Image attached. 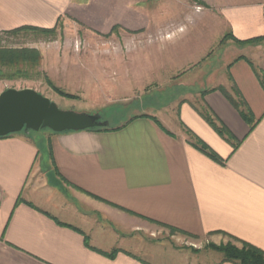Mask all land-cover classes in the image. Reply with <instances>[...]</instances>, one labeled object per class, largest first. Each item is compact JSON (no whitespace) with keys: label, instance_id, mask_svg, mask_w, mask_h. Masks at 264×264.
<instances>
[{"label":"crops","instance_id":"crops-1","mask_svg":"<svg viewBox=\"0 0 264 264\" xmlns=\"http://www.w3.org/2000/svg\"><path fill=\"white\" fill-rule=\"evenodd\" d=\"M145 1L0 0V36L52 30L64 17L107 32L130 25L131 10ZM216 1L231 41L264 36V0H202ZM227 47L221 69L254 126L215 88L201 101L228 141L189 100L174 116L158 108L107 131L0 138V264H202L192 249L146 240L158 224L196 238L225 233L264 252V89L255 72L264 65L241 47L226 58ZM181 128L221 162L193 147Z\"/></svg>","mask_w":264,"mask_h":264},{"label":"rangeland","instance_id":"rangeland-1","mask_svg":"<svg viewBox=\"0 0 264 264\" xmlns=\"http://www.w3.org/2000/svg\"><path fill=\"white\" fill-rule=\"evenodd\" d=\"M145 2L139 10H131L130 25L107 32L64 17L48 33L2 34L1 48L33 50L39 59L34 64L0 67V94L8 89H31L62 111L98 113L112 128L133 116L156 113L158 108L164 116H174L183 100L205 111L201 92L209 88L220 93L226 89L234 97L231 88L235 84L227 69H221L227 46L232 47L226 58L241 47V53L259 58L264 65V40L240 46L231 41L219 21L217 1ZM255 72L263 86L264 69ZM181 132L187 135L183 128ZM46 133L51 132L40 130L32 137L42 141ZM158 230L145 239L171 243L178 250L192 249L201 253L202 264L220 259L211 245L236 244L221 235L188 238L161 226Z\"/></svg>","mask_w":264,"mask_h":264},{"label":"water","instance_id":"water-1","mask_svg":"<svg viewBox=\"0 0 264 264\" xmlns=\"http://www.w3.org/2000/svg\"><path fill=\"white\" fill-rule=\"evenodd\" d=\"M108 126L98 113L62 111L31 89H8L0 94V138L40 130L61 134Z\"/></svg>","mask_w":264,"mask_h":264},{"label":"trees","instance_id":"trees-1","mask_svg":"<svg viewBox=\"0 0 264 264\" xmlns=\"http://www.w3.org/2000/svg\"><path fill=\"white\" fill-rule=\"evenodd\" d=\"M32 31V32H42V33H48L50 30H37L33 28H22L15 30L13 32L9 33H4V34H13L17 33L19 31ZM264 40V36L260 38H255L249 41H236L237 44L240 45H247V44H257ZM39 57L36 51L33 50H26V49H3L0 47V67H5V66H11V65H16L21 62H30V63H36L38 61ZM3 77V74L0 69V78ZM264 88V85L262 86ZM234 97H232L230 94L225 92V90L221 91L225 98L229 101V103L238 111L240 116L243 118L244 121H246L249 125L250 128H253L254 122L252 119V116L245 105L244 100L242 99L238 89L236 88L235 85L232 86L231 88ZM199 115L203 118V120L215 130L217 134L225 138L227 141L229 140V136L227 135V132L225 129L220 126L219 124L216 123L214 117L211 115L210 111L206 108L205 111H200L198 112ZM153 120L160 125L156 119L153 118ZM96 131H107L109 130V127L107 128H96L93 129ZM187 136L189 137V141H191V144L193 147H195L197 150H199L201 153L205 154L209 158H211L214 161L221 162V160L217 157L216 154H214L201 140L196 138L191 132L186 131ZM36 134L34 132H29L28 135H33ZM10 136V135H9ZM8 137V136H6ZM5 138V137H2ZM161 227L167 228L171 232L174 233H179L183 236H186L188 238H196L194 236H191L185 232L173 229L171 227H167L165 225L158 224ZM221 235L223 237H226L230 239V241H234L236 244H232L228 242L227 245H220V246H215L211 245V250L215 253H217L220 257V261L218 264H223V263H232V264H264V252L259 250L256 247H253L252 245L240 241L232 236H229L225 233H211L208 235ZM113 256V254L111 255Z\"/></svg>","mask_w":264,"mask_h":264}]
</instances>
